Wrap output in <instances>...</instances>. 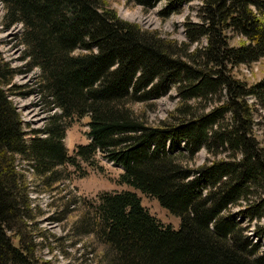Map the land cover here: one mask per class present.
Here are the masks:
<instances>
[{"label":"trees","instance_id":"1","mask_svg":"<svg viewBox=\"0 0 264 264\" xmlns=\"http://www.w3.org/2000/svg\"><path fill=\"white\" fill-rule=\"evenodd\" d=\"M1 1L6 25L23 23L29 63L39 67L43 92L59 112L26 138L11 97L21 69L0 46V264H52L36 254L39 223L17 156L42 182L35 189L53 193L69 175L65 166L82 170L98 151L123 167L120 184L156 197L180 218L178 229L163 223L132 189L104 191L91 208L64 192L65 211L81 209L76 232L93 234L105 264H264V250L231 211L250 201L251 186L264 184V147L253 137L247 99L264 97V81L248 85L233 72L264 55V0H203L201 22H186L188 40L179 45L120 18L105 0ZM174 7L170 0L167 10ZM231 32L244 43L229 45ZM173 86L178 104L157 123L131 107ZM74 115L89 116L91 141L70 155L63 139ZM202 148L213 161L191 165ZM251 202L241 213L261 216L264 198Z\"/></svg>","mask_w":264,"mask_h":264},{"label":"rangeland","instance_id":"2","mask_svg":"<svg viewBox=\"0 0 264 264\" xmlns=\"http://www.w3.org/2000/svg\"><path fill=\"white\" fill-rule=\"evenodd\" d=\"M169 1L154 0L153 5L146 6L137 0H105L109 6L115 9L120 18L138 24L144 30H156L159 36L170 41H177V45H179L188 40L186 22H201L200 7L203 6V0H171L175 7L168 11ZM5 13V6L0 0V46L5 58L11 62L12 66L21 69L14 78L18 93L11 97L21 114L28 133L31 128H43L49 116L59 111L56 110L57 108L52 102H48V99H51L43 92L39 67L29 63L27 46L22 42L23 23L18 21L7 26ZM230 34L229 45H238L246 40L240 33L231 32ZM200 39V44L205 46L206 36L200 37ZM195 44L196 42L190 45L189 49L195 50L197 47ZM233 72L248 85L264 81V55L251 63L246 62L233 66ZM260 98L252 94L247 99L251 104L255 120L252 128L253 137L256 138L259 145L264 147V97ZM178 100L177 90L173 86L160 97L147 101L136 102L135 100L131 102V107L141 113L148 123H157L176 108ZM215 104L218 103H210L206 110L212 109ZM89 120V116L78 115H74L70 119L69 128L63 139L70 155L74 154L78 144L89 143L87 134ZM30 137L31 135L28 133L26 138ZM237 155H240L239 151ZM212 159V154L206 148H202L189 163L194 166H205L209 165L213 161ZM16 160L18 170L26 174L25 180L28 183L29 196L34 203L31 205L35 206L38 218L39 230L34 231L33 237L38 242L36 254L40 260H48L52 264H105L104 256H101L100 243L93 234L76 232L77 228L74 222L79 218L81 209H78L79 206H77L71 212H66L65 202L68 200L65 199L75 198L76 202H85L91 208V200L95 201L97 195L104 191L133 189L127 184L118 182L122 167L111 162L98 151L93 163L83 162L82 170H75L70 165L65 166V171L69 174L68 178L63 182L56 181L53 185L59 187L50 193L35 189L36 187L42 189V182L29 167L27 159L19 155ZM251 188L253 189L249 194L250 201L243 200L241 204L232 206L231 211L235 212L236 218L241 221V226L245 228L244 232L253 242L258 243L260 250H264V206L260 211L261 216L246 217L241 213L248 204L252 203L251 201L256 202L264 198V184L256 187L251 186ZM134 190L141 197L142 204L157 219L165 224H171L175 229L180 227V218L163 207L156 197L137 189ZM64 192L67 194L65 199L63 198ZM71 202L70 207L72 208L74 204ZM57 215H63L61 221L53 219ZM260 229L263 231L261 232ZM258 232L261 233L258 234ZM14 240L16 243L18 242V238Z\"/></svg>","mask_w":264,"mask_h":264}]
</instances>
